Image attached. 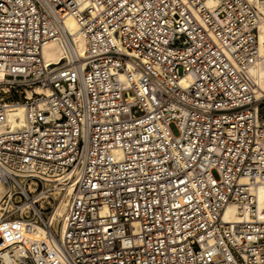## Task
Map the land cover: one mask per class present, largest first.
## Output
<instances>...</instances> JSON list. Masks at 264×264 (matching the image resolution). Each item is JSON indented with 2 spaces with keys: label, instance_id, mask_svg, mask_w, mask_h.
I'll return each instance as SVG.
<instances>
[{
  "label": "built area",
  "instance_id": "1",
  "mask_svg": "<svg viewBox=\"0 0 264 264\" xmlns=\"http://www.w3.org/2000/svg\"><path fill=\"white\" fill-rule=\"evenodd\" d=\"M211 2L0 0V264H264V0Z\"/></svg>",
  "mask_w": 264,
  "mask_h": 264
},
{
  "label": "bare ground",
  "instance_id": "2",
  "mask_svg": "<svg viewBox=\"0 0 264 264\" xmlns=\"http://www.w3.org/2000/svg\"><path fill=\"white\" fill-rule=\"evenodd\" d=\"M211 0H208V4H211ZM261 10L260 7H258ZM68 25L73 30L75 28V22L72 18L68 19ZM79 48L83 47L82 39L79 38L77 42ZM258 50L264 55V23L261 24L258 33ZM42 54L46 61L53 63L59 62L62 56V50L57 41L51 39L48 40L42 47ZM251 75L254 77L258 86L264 90V57L255 66L250 69ZM32 91L48 93V90L44 87L34 85L32 90H27L26 95L30 96ZM24 121V109L23 105L20 104L16 108L9 109L6 113L5 119L0 122V134L4 132L7 126L12 128L19 127ZM11 189L10 184H5L0 181V196L2 197L4 193ZM258 205H259V215L264 218V187L260 186L257 191ZM0 197V199H1ZM63 211V201L53 208L52 216L54 220H59ZM223 218L227 221H237L239 216L237 215V209L234 204H229L224 212ZM38 227V226H37ZM40 228V227H38Z\"/></svg>",
  "mask_w": 264,
  "mask_h": 264
},
{
  "label": "rangeland",
  "instance_id": "3",
  "mask_svg": "<svg viewBox=\"0 0 264 264\" xmlns=\"http://www.w3.org/2000/svg\"><path fill=\"white\" fill-rule=\"evenodd\" d=\"M1 197V196H0Z\"/></svg>",
  "mask_w": 264,
  "mask_h": 264
}]
</instances>
